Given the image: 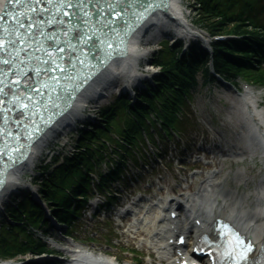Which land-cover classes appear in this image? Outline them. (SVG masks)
<instances>
[{
	"label": "trees",
	"instance_id": "trees-1",
	"mask_svg": "<svg viewBox=\"0 0 264 264\" xmlns=\"http://www.w3.org/2000/svg\"><path fill=\"white\" fill-rule=\"evenodd\" d=\"M193 7L195 22L211 35L235 37L213 40L212 55L194 42L180 55L179 39L173 45H162L153 54V62L159 66L154 85L147 82L146 89H136L135 101L126 94L116 95L100 109L98 123H82V127L72 131L77 133L73 137L76 148L72 155H65L64 161L53 168H50L52 163L44 160L37 164L40 194L68 228L79 215L78 208L92 185L89 172L94 166L101 161L109 163L110 159L114 162L115 167L107 174L100 173V182L96 183L99 188L106 187V182L120 176L121 163L128 157L144 156L147 138L156 145L154 134L160 139L171 138L173 132L182 135L180 125L187 117L182 112L199 86L196 72L202 69V85L219 81L209 70L210 56L216 71L225 79L236 81L234 77L238 74L254 73L264 84V67L258 60L264 57V25L259 23L264 0H195ZM58 156L55 154L52 158L56 160ZM11 207L10 216L17 223L2 227L0 258L22 256L19 260L23 264H40L28 260L27 255L52 252L40 237L33 235L43 215L42 208L30 196L17 207Z\"/></svg>",
	"mask_w": 264,
	"mask_h": 264
},
{
	"label": "snow or ice",
	"instance_id": "snow-or-ice-1",
	"mask_svg": "<svg viewBox=\"0 0 264 264\" xmlns=\"http://www.w3.org/2000/svg\"><path fill=\"white\" fill-rule=\"evenodd\" d=\"M157 8L166 9L167 0H5L0 8V189L8 170L27 167L32 145L85 85L114 57L126 54L128 37ZM215 227L225 246L221 260L264 264V246L257 251L226 222Z\"/></svg>",
	"mask_w": 264,
	"mask_h": 264
},
{
	"label": "rangeland",
	"instance_id": "rangeland-1",
	"mask_svg": "<svg viewBox=\"0 0 264 264\" xmlns=\"http://www.w3.org/2000/svg\"><path fill=\"white\" fill-rule=\"evenodd\" d=\"M180 1L185 11L186 19L189 23V28L194 29L195 27L193 26L192 21L196 16V10L193 7V5L195 4V0ZM164 18L167 22L166 25L160 27L158 22L157 25L152 27L149 31H146L145 36L141 38V41H139V43H137V45L139 46L136 47H138L139 51H141V54H139L140 56L136 61V73L138 75H135V80L128 81L129 79H126L124 75H120V77L113 78L112 81L104 83L98 88V91L102 90L106 85H109L110 82H113L111 83L114 86L112 88L113 92H109L111 95L106 97V99L103 98L104 102L101 100L103 104L113 101L114 95L116 93H119L122 87L124 88L125 86V89L128 90V87L131 84L140 81V79L142 78H154V75L158 71L159 66L155 64L153 65L152 62L148 60H151L153 54L158 52L162 44L164 45V43L159 42L161 41L162 37L166 38L172 33L177 36L179 33H181L182 36L186 35L185 33L187 32L178 27V25L174 23L171 18H169L168 16H165ZM260 19L261 20L259 23L264 24V11L260 14ZM154 28L156 29L154 30ZM157 35L159 36L158 38ZM148 48L151 49H149V52L147 51ZM145 66H148L150 70H147L148 68L146 69ZM196 77L199 82V86L194 91L191 100H189L185 105L184 112H182L183 115H187V119L182 122V126L184 124L183 140L174 135L170 140L164 139L162 141H158L157 146L147 144L146 147L143 148L146 153L145 158L143 160H139V162L137 163V167L134 164H130L125 171L126 179H124L123 181V188L127 192H122L124 194V198L127 195H132L133 198H139L140 196L145 198L144 196L150 197L156 193L162 194V190L164 188L169 189L175 187L176 189H178L189 185L190 181L194 179V177L190 176L192 171L190 170L191 166L193 164H204L201 161L194 163V155L191 157L186 154L184 155L183 160L179 159L178 153H183L182 150L184 146L188 147L189 145H193L194 150L198 153L202 152L201 155L204 156L209 154L208 151H206L205 147L218 148L225 145L231 146V144L236 143L235 136H238L239 134L237 132L241 133L243 131L240 128L239 123L240 121L244 122V113L246 112V109L241 102L240 93L245 91L247 85H249V88L252 89L256 102L259 101L262 105V108H264V84H260L262 83V80L254 73L240 74L236 78L238 81L237 87L239 88L240 93L236 91L233 86L229 84L228 86H226L225 84H222L218 81H213L209 84L202 85V70H198L196 72ZM96 96L97 93L91 94L89 98L81 102V107L77 115L72 117L71 120L67 121L68 123L64 127L60 128L36 153V156L33 158L30 166H28L27 169H25L21 173V176L18 178V183H20L21 185H28L32 189L39 188V185L35 184L34 181L32 183L31 180L32 175L35 173L34 169L39 163L40 157L44 154V152H46L47 149L60 137L61 139L58 142L59 146L56 148L62 150L61 153L63 155L71 153L72 148L70 142L74 141V134H77L76 132L74 134L71 133V130L72 128H74L75 122L84 117L82 105L86 104L87 101ZM98 112L99 111L94 110V112L86 114L85 117H95V115H98ZM199 146L204 149L199 148ZM158 151L166 153L162 156V158L155 157L154 152ZM194 158H197V156ZM228 158L229 159H227L226 162L223 163V174L234 171L236 168L242 166L241 163H236L234 159L232 160L231 157ZM49 159L50 156H48L46 161H49ZM248 159L245 161V166H247L245 174H247L248 172V175L250 176L249 179L252 180L253 177H255L253 175L258 173V168L262 164V162L261 160L257 159L253 161H250ZM62 160L63 157H61L58 162H61ZM54 166L55 164L51 165L50 168H53ZM105 166L106 165L104 162L101 166H99V168L94 170L93 176H96L97 171H106L107 168ZM140 171L142 172V174L138 175V172ZM133 172H135V174H133ZM135 175L138 177V179ZM183 178L185 179V181H182ZM20 184H12L6 191V194L0 203V214L3 212L2 208H4V206L6 205V202L10 200L13 194L17 193L16 190L23 188L22 186H20ZM232 184L233 183L230 182V185ZM114 185L119 188L118 183L115 182ZM249 186H253V184ZM98 194L100 195L101 193ZM95 196L96 195L94 193H91L92 200L95 198ZM21 197L22 196L20 195V198ZM112 202L115 203L114 200ZM88 204L89 203H87L86 206H88ZM110 210L111 207H109V211ZM79 212L80 217L73 221L71 224L72 226L68 228L71 235H74L75 238L68 235L64 236V234H61L62 238H60L58 233H56L55 231V235L53 238H50L49 240V238L46 237V239L49 240V242H47L46 244V247L52 252H48V254H42L38 256H35V254H29L27 255L29 256V260L40 264H71L68 259L73 257V254L69 252V250L75 249L76 245H82L78 240L85 239V246L101 249L102 251H109L111 254H114V257L119 259L122 264H137V259L139 258L141 259L140 264H160L161 261L159 259L151 257L145 250H141L140 252L137 251L141 253L140 255L133 252L134 249L132 247L135 248L136 246H139L140 241L137 239L133 240L132 237L126 235L124 232L126 231L124 227L118 225V223L124 224L129 215L122 217L120 222L115 220V224L114 219L111 216L105 218L102 213H98L97 217L91 219L86 214H84V211L80 210ZM57 220L61 222L59 218ZM61 223L65 224L66 222ZM5 224L6 225L1 226V232L3 226H6V228H8L7 225L9 223L6 222ZM46 226L48 227L49 225ZM36 230L40 231L37 232ZM36 230L35 232L37 234L33 235L39 236L43 233V230L41 229L37 228ZM91 237L95 239L94 242L89 241ZM131 252L134 254H132ZM21 257L22 256L16 257V259H20ZM9 262L15 263V261L13 260H10ZM17 263L19 264V262Z\"/></svg>",
	"mask_w": 264,
	"mask_h": 264
},
{
	"label": "bare ground",
	"instance_id": "bare-ground-1",
	"mask_svg": "<svg viewBox=\"0 0 264 264\" xmlns=\"http://www.w3.org/2000/svg\"><path fill=\"white\" fill-rule=\"evenodd\" d=\"M5 0H0V8H3ZM174 17V21L177 22L186 32L193 34V31L189 29L186 17L183 13V7L180 0H168L167 8L164 11H155L147 17L143 23L137 28V30L128 37L127 45L128 49L126 50V54L122 56L114 57L107 66L103 69V71L98 74L95 78H93L85 87L80 91V93L74 98L71 108L68 109L63 116L58 118L53 124L50 126L49 130L46 131L41 139H39L36 143H34L31 147V152L27 159V167L30 166L33 158L36 156V153L44 146V144L62 127H64L72 117L76 116L80 107L81 102L90 97L91 94L98 93V88L109 81H112L113 78H118L121 76H125L126 79L134 80L136 73V61L139 58L140 51L136 49V44L141 41V38L145 36V32L149 31L152 27L158 24L159 26H164L167 24L164 17ZM156 28H154L155 30ZM153 30V31H154ZM152 33V32H151ZM119 70V71H117ZM119 72V73H118ZM134 77V78H133ZM132 78V79H131ZM128 80V81H129ZM113 83V82H110ZM241 102L246 108V112L244 113V122L240 121V128L243 130L239 133L238 136H235L234 146L237 145L239 150L243 149L240 155L234 154H224L223 158L213 159L211 162L214 163V168L211 169L206 174H202L200 184L197 185L198 182H193V186L197 185L194 190H198L200 195L198 196V203L206 202L209 198L207 194V189L216 185L217 189V197L222 196L223 194L234 195L238 200L243 201L247 199L250 209L245 211H239L235 206L226 205L221 208L219 212H216L220 217L230 221L237 228H239L242 232L249 235L253 240L257 242V246L259 247L263 242L264 236V127L262 122L260 124L258 120L259 118L262 120L264 117L261 116V113L253 108L256 103L255 96L253 94L252 89L247 87L244 92L240 95ZM249 107H248V106ZM249 109H252V113L249 112ZM258 117L254 121L250 118V116ZM233 145V144H232ZM237 151V150H236ZM244 156H250L251 159L258 158L261 160L262 164L258 168V173L253 175V179H249V177L245 174L244 166L246 164ZM231 157L232 160L238 164H242V166L236 168L234 171H230L226 174H221L223 169V160ZM223 159V160H222ZM27 167H16L7 171L5 174V185L2 189H0V203L3 197L6 194V191L10 188V186L17 182V179L21 176V173L27 169ZM200 174V173H198ZM219 177L218 179H216ZM231 179L235 181V184L241 186L244 184L245 187L253 184V188L251 191H245L243 193L235 188H231L229 186V182ZM197 209H202L198 208ZM221 207V206H220ZM219 207V209H220ZM142 216V212L138 217ZM205 218V216L203 217ZM154 216L151 215L150 212H147L143 215V220L141 224L132 225L133 232L140 235V240L148 245L149 247L153 246L157 249L158 256L162 260H166L169 264H180V260H175L172 258H167L164 253V241L156 235L155 238L152 239V232H161L160 228L155 225ZM131 230V228H129ZM203 232L206 234L212 235V227L210 224H207L203 229ZM142 235H145L142 236ZM89 249L93 251H100L102 260L101 261H110L112 264H122L121 262H117L118 260L114 258V254H111L109 251H102L101 249L89 247ZM74 256L69 258L68 261L71 264H99L101 261L97 260L93 256H90L88 252L82 250L78 246L76 249L69 250ZM110 256H104L107 255ZM101 264H105V262H101ZM131 264V263H124Z\"/></svg>",
	"mask_w": 264,
	"mask_h": 264
}]
</instances>
